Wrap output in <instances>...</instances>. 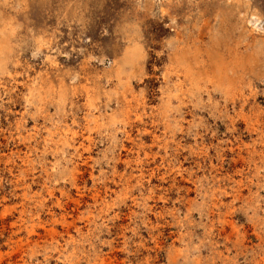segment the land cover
I'll list each match as a JSON object with an SVG mask.
<instances>
[{
	"label": "rangeland",
	"instance_id": "374dc122",
	"mask_svg": "<svg viewBox=\"0 0 264 264\" xmlns=\"http://www.w3.org/2000/svg\"><path fill=\"white\" fill-rule=\"evenodd\" d=\"M0 264H264V0H0Z\"/></svg>",
	"mask_w": 264,
	"mask_h": 264
}]
</instances>
